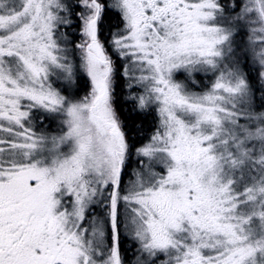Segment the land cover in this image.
<instances>
[{
	"label": "snow or ice",
	"instance_id": "6c2138e0",
	"mask_svg": "<svg viewBox=\"0 0 264 264\" xmlns=\"http://www.w3.org/2000/svg\"><path fill=\"white\" fill-rule=\"evenodd\" d=\"M0 264H264V0H0Z\"/></svg>",
	"mask_w": 264,
	"mask_h": 264
},
{
	"label": "trees",
	"instance_id": "16d2710c",
	"mask_svg": "<svg viewBox=\"0 0 264 264\" xmlns=\"http://www.w3.org/2000/svg\"><path fill=\"white\" fill-rule=\"evenodd\" d=\"M109 26L115 23L114 20L107 21ZM108 34V32H105ZM118 84L121 86L118 91L123 96L124 87L121 82L122 77H118ZM133 107H130L128 103H123L121 110L122 119L125 120V123L131 127V136L133 137V142L135 146L140 145L141 139L139 137H146L150 131L156 128V122L154 116L150 112H133ZM144 138H142L143 140Z\"/></svg>",
	"mask_w": 264,
	"mask_h": 264
},
{
	"label": "rangeland",
	"instance_id": "374dc122",
	"mask_svg": "<svg viewBox=\"0 0 264 264\" xmlns=\"http://www.w3.org/2000/svg\"><path fill=\"white\" fill-rule=\"evenodd\" d=\"M113 30H114V29H113ZM110 51H111V50H110ZM123 63H124L123 60H119V65H120V69H121V71H119L120 73L123 72V68L121 67V65H122ZM118 80H119V79H118ZM126 80H127V78H124V77L122 76L121 82H122V84H123L124 91H125L126 94L128 95V91H129V90L125 87ZM204 83H205V84H210L211 81H210L209 79L204 78ZM198 90H199L198 88L195 89V91H198ZM84 91H87V89H84ZM199 91H200V90H199ZM81 94H83V92H82ZM126 94H125V96H127ZM127 103H129V102H127ZM145 112H150V113L154 116V119H155V122H156V128H157V126H158V124H159V118H158V115H157L156 111H155L154 109H149V110H147V111H145ZM55 126H56L55 124H52L51 127L54 129ZM156 128L153 129L152 131H150L146 137H143V136H142V137H139V138L141 139V143H140V145H138V146H136V147L138 148V147L143 146L144 144L149 143V141H150V137L152 136V134L154 133V131L156 130ZM142 138H144V139L142 140ZM134 156H135V154H134ZM133 159H134V160H131V161H130V163H131V164L133 163V165L131 166V168H130V170H129V173H131L133 169H135V168L138 167V165L136 164V161H137V159H139V158L135 156V158L133 157ZM129 179H132V177H131L130 175H128V176L126 177V179H125V183H127V181H128ZM131 243L133 244V241H131Z\"/></svg>",
	"mask_w": 264,
	"mask_h": 264
},
{
	"label": "flooded vegetation",
	"instance_id": "af4514ba",
	"mask_svg": "<svg viewBox=\"0 0 264 264\" xmlns=\"http://www.w3.org/2000/svg\"><path fill=\"white\" fill-rule=\"evenodd\" d=\"M104 35L107 36L108 34L105 33ZM113 59L115 60V56H113ZM117 68H118V71H119V68H120L119 61H117ZM120 70H121V69H120ZM123 96H125V92L123 93ZM128 105H129L130 107H133V105H132L131 102H129ZM51 126H52V125H51ZM133 157H134V155L131 157V160H134ZM132 165H133V163H132V164L130 163L128 169H126V171H127L128 173H129V170H130V168H131ZM131 244H132V243H131V240H130V239H129V240H126V241L124 242V245H125V246H127V245H131Z\"/></svg>",
	"mask_w": 264,
	"mask_h": 264
}]
</instances>
